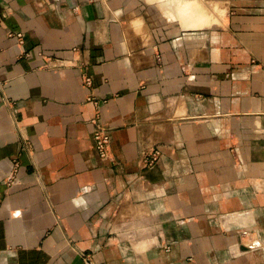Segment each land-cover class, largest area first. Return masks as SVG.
<instances>
[{"label":"crops","instance_id":"obj_1","mask_svg":"<svg viewBox=\"0 0 264 264\" xmlns=\"http://www.w3.org/2000/svg\"><path fill=\"white\" fill-rule=\"evenodd\" d=\"M187 3L0 0V264H264V0Z\"/></svg>","mask_w":264,"mask_h":264},{"label":"built area","instance_id":"obj_2","mask_svg":"<svg viewBox=\"0 0 264 264\" xmlns=\"http://www.w3.org/2000/svg\"><path fill=\"white\" fill-rule=\"evenodd\" d=\"M9 38L16 39V43L20 48H23L25 45V35L22 32H14L9 31L7 33ZM78 50L75 49L74 52H77ZM23 56L27 59L32 58L33 53L31 51H24ZM39 56L42 57V54H39ZM44 62L42 63L41 67L46 68L52 71H56L62 68H73L78 67L77 59H60V58H54L49 57L43 58ZM82 81L86 88L93 89L94 82L93 78L90 75L84 74L82 75ZM87 100L89 102H92L95 104V106H99V100L95 97L94 93H91L88 95ZM6 104L10 106V102L6 100ZM92 124L94 127L93 130V143H94V149L98 156L102 159L111 160L113 156L112 151V130L105 126L100 119V113L98 110L95 111L94 119H92ZM21 140H20V146L21 148L27 149L28 148V140L26 139L25 135L23 133H20ZM161 152L158 149H153L152 152H148L147 150H143L141 153V165L143 168H149L154 166L160 159ZM15 167L13 169V174L16 175L19 172V164L14 163ZM257 246L256 242H251L249 247H255Z\"/></svg>","mask_w":264,"mask_h":264},{"label":"rangeland","instance_id":"obj_3","mask_svg":"<svg viewBox=\"0 0 264 264\" xmlns=\"http://www.w3.org/2000/svg\"><path fill=\"white\" fill-rule=\"evenodd\" d=\"M182 2V6H183V10L184 8L188 5V1L189 0H180ZM215 1V4H214V10H215V16L214 18H209V20H205V21H208V22H211L210 24H214L215 26H221L223 24V19L221 18L222 15H223V12L221 10V8L219 7L220 3H219V0H214ZM198 2V7L200 9V11H203L206 7V0H197ZM206 16V15H205ZM201 21V19L199 20Z\"/></svg>","mask_w":264,"mask_h":264},{"label":"bare ground","instance_id":"obj_4","mask_svg":"<svg viewBox=\"0 0 264 264\" xmlns=\"http://www.w3.org/2000/svg\"><path fill=\"white\" fill-rule=\"evenodd\" d=\"M175 3H176V2H175ZM175 3H174V5H175ZM196 3L198 4L197 0H196ZM193 10H194V9H193ZM195 10H196V8H195ZM195 10H194V11H195ZM194 11H193V12H194ZM197 11H198V10H197ZM191 12H192V11H191ZM195 12H196V11H195ZM200 12H201V11H200ZM197 13H198V12H197ZM197 13H196V14H197ZM198 15H199V14H198ZM198 15H197V16H198ZM202 17H203V16H202ZM206 19H207V18L204 17L202 20L205 21ZM212 19H213V18H212ZM198 20H200V19H198ZM200 23H201V22H200ZM197 24H198V23H197ZM207 26H208V25H207Z\"/></svg>","mask_w":264,"mask_h":264}]
</instances>
